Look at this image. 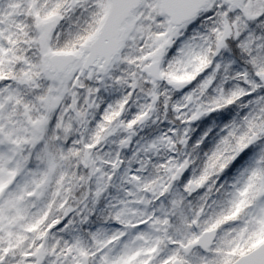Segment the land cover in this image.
<instances>
[{
    "label": "snow or ice",
    "instance_id": "6c2138e0",
    "mask_svg": "<svg viewBox=\"0 0 264 264\" xmlns=\"http://www.w3.org/2000/svg\"><path fill=\"white\" fill-rule=\"evenodd\" d=\"M0 264H264V0H0Z\"/></svg>",
    "mask_w": 264,
    "mask_h": 264
}]
</instances>
